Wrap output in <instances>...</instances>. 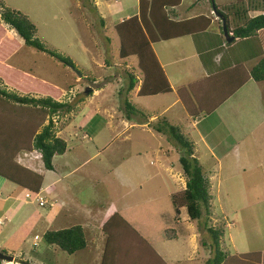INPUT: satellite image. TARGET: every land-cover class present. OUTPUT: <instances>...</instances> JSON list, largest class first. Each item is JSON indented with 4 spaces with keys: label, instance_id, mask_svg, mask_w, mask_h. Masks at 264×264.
<instances>
[{
    "label": "rangeland",
    "instance_id": "rangeland-1",
    "mask_svg": "<svg viewBox=\"0 0 264 264\" xmlns=\"http://www.w3.org/2000/svg\"><path fill=\"white\" fill-rule=\"evenodd\" d=\"M2 1L11 9L20 10L28 15L37 28V38L47 47L69 56L74 63L73 69L46 53L25 46L14 30L0 23V59L5 56V59L3 58L5 66L15 72V81L29 88L36 87L37 90L44 92L42 95H50L60 102L71 105L69 111L63 110L52 117L55 135L68 144L67 149L70 153L67 152L64 158L72 153L74 154L72 161L80 163L86 159L88 162L82 165L80 173L76 174V187L70 188L69 192L74 197H79L82 205L92 206L93 198L90 203L89 200L84 202V195L94 197L99 191L102 192L100 195L104 194L105 197L110 194L112 198L111 200L107 198L110 204L108 203L105 209L109 207L108 210L117 211L125 201L132 203L131 200L137 193L135 190L122 187L119 179L140 181L136 173L131 175L132 165L138 162L134 165L135 168L139 167L142 170L141 165L153 168L157 165L156 157L159 156L158 161L161 164L158 166L166 167L165 170L169 171L166 175L168 181H163L160 190L152 197L154 200H160L158 207L161 210L154 212L151 219H136L146 224L148 228L142 230L150 234L149 240L152 243L156 241L153 244L154 248L167 259L168 263L204 264L209 256V249L197 243L200 234L203 233L201 223L204 217L201 221L193 222L188 220V216L178 217L169 200L160 199L165 194L160 197L158 195L162 193L164 184L167 191L173 193L180 192L185 187V178L178 163L179 153L174 142L152 130L151 123L147 127L144 126V121L163 115L172 124L180 126L182 132L195 144V141L199 140L196 137L195 126L191 125V121L195 119L185 114L180 103L172 104L174 94L136 96L140 80L134 90L127 94L128 100L139 112L130 119H125L123 100L128 79L121 65L122 61H126V65L137 78H140V74L138 75L134 57L126 60L118 58V40L111 26V19H104L103 25L98 22V16L90 9L94 0ZM190 1L183 0L182 6L186 7ZM200 1L201 9L210 5L214 12L217 6L227 15L225 20L219 13L229 28L238 25L242 21L239 19L242 13H246L244 3L237 0ZM248 1L254 3L255 7H260L256 3L257 0ZM127 2L123 0L122 4L125 5ZM129 3L132 4L133 0H129ZM118 16L119 14L114 15L113 19H117ZM218 22L221 21L218 19ZM190 38L162 42L155 46L157 51L162 47L169 59L176 60V63L166 66L174 90L177 86L196 81L202 73L195 43ZM224 39L226 41L225 37ZM256 43L255 48L246 41H239L231 48L229 46L222 48L223 54H228L232 59L223 63L222 67L242 64L249 68L257 61L255 58L253 62L252 57L260 56L264 52L263 33L259 35ZM158 53L163 61L161 53ZM3 105H6L7 110L1 113L2 117L12 113L15 115L17 109L22 122L26 121L27 113L30 118L31 113L39 112L37 108L31 106L19 107L10 102L5 104L0 98V107ZM166 106L170 107L163 113L162 110ZM140 111L147 114L146 117L145 115L142 117ZM201 120L197 129L201 136H204L207 146L213 148L214 157L218 156L216 159L220 160L217 163L205 155L207 151L201 142L194 145V154L209 180L211 212L208 216V225H217L221 220L224 221L225 231L221 246L232 255L264 250V82L248 80L217 110L201 117ZM136 121L140 123L130 125ZM46 123L47 118L42 124ZM124 136L126 139L121 142ZM136 153H141V157H136ZM14 162L27 169L34 168L36 170L34 173L44 170L40 154L37 155L35 152H20L14 158ZM146 181L147 185H142V193L149 198L151 192L144 190L148 186L154 187L155 180L150 181L149 178ZM28 192L21 190L20 199L16 201L15 207L23 206L26 210L25 216L35 218L44 208L32 200L33 192H30L29 198L25 197V193ZM40 196H44L43 193ZM184 211L183 209L182 213L186 216ZM14 218H19L17 213ZM40 227L37 226L27 236L22 252L26 261L31 264L42 261L44 264H52L53 261H57L59 255L57 264H70L72 258L58 248L44 251ZM166 229L174 232L166 233ZM34 234L40 239H35L33 246L30 243ZM172 234H177V238L160 240L161 236L167 239V235ZM47 248L50 250L51 247ZM79 254L84 255V250L79 251ZM171 259L176 262L170 261ZM12 261L8 260V263L11 264Z\"/></svg>",
    "mask_w": 264,
    "mask_h": 264
},
{
    "label": "trees",
    "instance_id": "trees-1",
    "mask_svg": "<svg viewBox=\"0 0 264 264\" xmlns=\"http://www.w3.org/2000/svg\"><path fill=\"white\" fill-rule=\"evenodd\" d=\"M209 1L212 2V0ZM237 1L244 2V0ZM177 3L179 0H139L138 14L124 18L113 26L118 40V58L126 60L134 57L136 68L139 71L138 75L140 74V78H137L126 65V61H122L121 65H123L128 79L123 100L126 119H130L132 115L139 112L132 106L127 96L139 80V88L136 91L138 97L167 94L173 91L155 55L152 44L198 33L205 30L210 24V19L205 16L174 19L175 13L171 7ZM215 11L227 20L228 16L223 14L217 6ZM242 14V17L239 18L242 21L234 28L233 26L229 28L226 25L227 32L231 33L233 37L231 42H227L224 37H221V41L226 47L236 40L254 39L259 30H264V14L255 16ZM98 22L101 25L104 23L101 17H98ZM0 23L6 25L8 29L14 30L25 46L35 48L63 65L75 68L69 56L47 47L43 41L37 38V28L28 15L20 10L11 9L2 0H0ZM219 30L222 36V25ZM250 42L253 43V45L251 44L253 48L257 46L256 42ZM14 77H16L15 72L13 73L8 66H5L3 58L0 59V98L5 104L10 102L19 107L31 106L37 108L39 112L34 111L30 118L27 113L26 121L22 122L17 109H15V115L12 113L7 117H2L1 113L7 107L6 105L0 107V177L15 183L26 191L38 193L42 185V176L20 166L14 162V158L20 152L37 151L40 154L43 167L51 170L52 157L61 155L67 150L66 141L55 135L52 117L63 110L69 111L71 105L60 102L50 95H42L44 92L37 90L36 87L29 88L24 84L17 83ZM248 80L264 82L263 55L259 56V59L249 68L242 64H234L232 67L223 68L189 84L177 86L175 93L179 97L185 114L189 118L199 119L213 113ZM139 114L142 117L147 115L141 111ZM46 118L47 123L42 124ZM150 127L153 131L174 142L176 151L179 153L178 163L185 178V187L180 192L170 194L169 199L175 215H179L180 209H184L191 222L201 221L204 217L201 223L203 233L200 234L197 241L199 246L209 249V256L204 264H264V250L232 255L222 248L221 241L225 231L223 220L217 225H208V216L211 212L210 186L208 177L194 154V141L182 132L180 126L172 124L163 115L154 118ZM39 128L40 131H38ZM113 216L117 217L116 223L104 230L108 233L107 241L112 239V235L117 234L116 238L121 240V244L128 250L133 241L137 239L141 244H144L150 254L152 253L154 257L158 258L161 264H166L126 220L117 213ZM109 220L105 223V227L110 226ZM168 232L173 233L174 231L168 229L166 233ZM167 236V239L175 237L174 234ZM42 239L47 245L56 247L68 255L86 247L83 228L78 224L60 229H48L43 232ZM0 253L6 254V251L0 249ZM146 257L144 256V261H146ZM21 264H25V262L21 261Z\"/></svg>",
    "mask_w": 264,
    "mask_h": 264
},
{
    "label": "crops",
    "instance_id": "crops-1",
    "mask_svg": "<svg viewBox=\"0 0 264 264\" xmlns=\"http://www.w3.org/2000/svg\"><path fill=\"white\" fill-rule=\"evenodd\" d=\"M122 1L123 0H94L93 6L90 9L93 13H96V15L99 18L101 17L103 21L104 19L105 20H107L108 18L111 19L110 23L113 28V26L117 22L121 21L124 18H128L129 16H132L134 14H138L139 12V0H133V3L135 1L134 4L133 3L130 4L129 0H125L128 1L127 4L125 5L122 4ZM182 1L183 0H179V3H177V5L171 7V9H173L175 13V15H173L174 19L180 20V19L195 18L198 16H205L210 19V24L205 30L199 31L198 33L192 35H185L178 38H173L152 44L155 55L157 56V59L159 60L171 87L173 88V91L171 93H167V94L175 95L172 104L180 103V102L179 99H177L178 97H176L174 87L170 82L168 73L166 71V66L176 63V60L173 61L169 59L166 56V52L163 50L162 47H159L157 51V49H155L156 45H159V43L162 42L169 43L171 41L178 40L184 37H189V38L191 37L193 42L195 43V47L197 51L196 56L199 58L198 59L199 64L202 66V73L197 78V80L203 77H207L208 75L223 69L222 67L223 63H227L228 61L232 60L228 56V54L225 55L222 52V48H225L226 46H224L223 45L224 43L221 41V37L224 36L223 34L221 36L219 30L222 23L221 16L219 15V13H217L216 11L212 12L214 8H212L211 10L210 5L207 8L205 7L204 9H201L200 0H191L186 7L182 6ZM197 3L198 5H196ZM243 3H244L243 8L246 10V14H248L249 16L264 14V2H262L261 0L256 1V3H258V5L260 6L259 8L255 7L254 3H250L248 0H244ZM116 14H119V16L117 17V19H113L114 15ZM218 19L221 22H218ZM261 33H263V37H264V30H259L256 33L254 39L246 38V39L236 40L233 44L229 46V48H231V46L236 45L239 41L243 42V40L248 42L249 45L251 44L253 45V43H251L250 41L256 42V40L258 39ZM213 39H215V41H213ZM263 51L264 49L262 50V52ZM158 52L161 53L164 59L163 61L161 60V57L159 56ZM261 55L264 56V52ZM3 58L5 59V56ZM255 58H257L258 60L259 55L258 56L254 55L252 57V60L253 59L255 60ZM170 106H166L167 108L166 107L163 108L162 112L163 113L166 112ZM153 119L144 121L145 124L144 126L147 127L151 122H153ZM201 121H202L201 118L191 121L192 127L195 126V133L197 134L196 137L197 139H199L195 141V144L199 145V143L201 142L203 146H205L204 149L207 151L205 155H208L212 160H215L218 163L220 161L219 159H216L218 158V156H216V158L214 157L213 148L207 146V144L204 142V136L202 137L199 130L197 129V126L200 124ZM139 123H140L139 121H136L130 125L131 126L135 124L137 125ZM125 139L126 136H124L121 139V142L124 141ZM32 152H35L37 155L39 154L37 151H32ZM67 152L70 153L67 149L65 153L61 155H54L52 157L51 170H47L44 168V170H39L37 172L42 176V185L38 193L39 195L43 193L44 196L42 197L40 196V197L43 198V200L45 201V203L43 204L45 206L43 205L41 206L44 209L41 210L36 217L33 216L35 218H32V216H25L26 210L24 209L23 206L15 207L16 201L20 199L19 194H21V190L22 192H26V190L20 188L15 183L0 177V249L5 250L6 254L8 255L15 256V257L13 256L14 258L11 264H21V261L27 262L26 259L23 257V253H22L24 248L23 246L27 242L28 234L32 230H35L37 226H41L40 230H42L41 234H43V232L48 229H60L76 224L80 225L83 228L86 239V247L82 249L84 250V255L79 254V251H77L68 256L70 257V259L72 258L70 264H138V262L139 264H161L158 261V258L156 256L154 257L152 253L150 254V252L147 250L144 244L143 243L141 244L137 239L133 241L131 248L128 250L125 249V246L123 244H121V240L116 238V236H118L117 234L112 235V239H109L107 241L108 233L104 230H107L109 227H111V224L116 223L117 217L113 216V214L115 213L119 214L124 220L127 221L128 224L133 226L135 231L140 236H142L146 240V242H148V244L163 260V262H165L166 264H170L168 263L167 259L154 248L153 244L156 241L152 243L149 240L150 234L144 231L145 228H148L146 227V224H144L143 221L141 222L140 219H136V218L151 219L150 217L153 216L154 212H158L161 210L160 207H158L160 206V200L158 199L154 200L152 197L154 196L153 195L154 193L160 190L159 188H161L163 181L164 182L166 180L168 181V176L166 175L169 173V171L167 169L165 170L166 167L158 166L161 164L158 161L159 156L156 157L157 165L153 168H146L143 165H141L140 168L142 170H140L139 167L136 168L134 167V165H137L138 163L135 161L136 164L132 165L133 170L131 169L130 173L132 176L133 173H136V175L139 176L140 181L134 182L132 179H128V178L119 179L120 181L118 182H120V185L122 187L135 190L137 193L132 198L131 200L132 203H128L125 201L124 204L121 205L117 211H111L108 210L109 207L105 209L106 208L105 206H107L108 203L110 204V202H107V198H109L110 200L112 198L110 194L108 195V197H105L104 194L100 195L102 192L99 191L98 192L99 194L94 197L93 196L87 197V195H84L83 196L84 200L82 199L84 202H87V200H89L88 203H90L91 198H93V202H91L93 203L92 206V205H82L79 201V197L77 196L74 197L73 194L69 192L70 188L76 187L75 186L77 180L76 174L80 173V169L83 167L82 165H85L88 162L86 161V159L81 161L80 163L72 161L74 155L72 153L67 158H64L66 157ZM135 156L141 157V153H136ZM69 161H71L72 163H70ZM30 169L31 171H36L34 170V168H30ZM150 170H152L153 172H151ZM88 176L90 177V175ZM149 178L150 181L155 180L154 181L155 188L148 186L144 190V192L147 191L151 192V196L149 198H146L147 196L145 197L144 196L145 194L142 193L143 191L142 185H147L146 180ZM129 180L133 181V183H130ZM126 181H129V183ZM172 182L174 183V180H172ZM166 187L167 186L164 184V187L161 190L163 194L158 193V195L160 197L165 194L160 199H163L164 201L169 200L170 202L169 196L173 192L167 191L168 189ZM10 200L11 202H9ZM103 200L105 201L103 202ZM151 207L155 209H152ZM182 210L183 209H180V213L178 217L182 216V218H187V215L186 216L183 215ZM15 213H17V217L19 218H14ZM109 218H112V220H109ZM108 220L110 226L105 227V223ZM187 222L190 223L189 221ZM174 236L175 237L173 239H176L177 234ZM161 238L162 239L160 240H168V239H163V236H161ZM38 239H40L39 236ZM34 240L35 239L32 237L30 244H32L33 246H34V242H33ZM44 245H45L44 251L54 250L53 249L54 247L47 245L45 242ZM47 246L51 247L50 250H48ZM142 249H143V253H142ZM58 256L59 255H57V261H53L54 264H57ZM144 256H147L146 261H144ZM16 257L17 259H15ZM170 261H174V260L171 259ZM175 262L176 261H174V263ZM0 264H9V263L8 260L5 259L2 260L0 258ZM34 264H44V263L42 261L38 263L34 262Z\"/></svg>",
    "mask_w": 264,
    "mask_h": 264
},
{
    "label": "water",
    "instance_id": "water-1",
    "mask_svg": "<svg viewBox=\"0 0 264 264\" xmlns=\"http://www.w3.org/2000/svg\"><path fill=\"white\" fill-rule=\"evenodd\" d=\"M221 20H222V32H223V36L226 38V41L227 42H231L233 40V37L230 34H228L227 29H226V23H225V21L222 18H221ZM0 258H3L5 260H9V261H12L13 260V257L12 256L6 255V254H2V253H0ZM25 264H31V263L25 262Z\"/></svg>",
    "mask_w": 264,
    "mask_h": 264
},
{
    "label": "built area",
    "instance_id": "built-area-1",
    "mask_svg": "<svg viewBox=\"0 0 264 264\" xmlns=\"http://www.w3.org/2000/svg\"><path fill=\"white\" fill-rule=\"evenodd\" d=\"M25 197L29 198L30 197V192L28 193H25ZM33 201L37 202L38 205H43L44 204V200L39 196L38 193H33V198H32ZM34 239H38V236L35 235L34 236Z\"/></svg>",
    "mask_w": 264,
    "mask_h": 264
},
{
    "label": "clouds",
    "instance_id": "clouds-1",
    "mask_svg": "<svg viewBox=\"0 0 264 264\" xmlns=\"http://www.w3.org/2000/svg\"><path fill=\"white\" fill-rule=\"evenodd\" d=\"M229 34V33H228ZM231 35V34H230ZM39 194V193H38ZM40 196V195H39ZM42 197V196H41ZM43 199V198H42ZM35 202V201H34ZM37 203V202H36ZM38 204V203H37ZM40 206H42V205H40Z\"/></svg>",
    "mask_w": 264,
    "mask_h": 264
}]
</instances>
